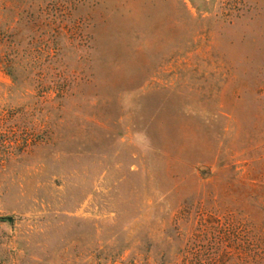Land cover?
<instances>
[{
    "label": "rangeland",
    "instance_id": "374dc122",
    "mask_svg": "<svg viewBox=\"0 0 264 264\" xmlns=\"http://www.w3.org/2000/svg\"><path fill=\"white\" fill-rule=\"evenodd\" d=\"M0 264H264V0H0Z\"/></svg>",
    "mask_w": 264,
    "mask_h": 264
}]
</instances>
